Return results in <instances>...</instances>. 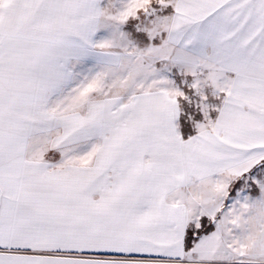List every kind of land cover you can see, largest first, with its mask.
Returning <instances> with one entry per match:
<instances>
[{
	"label": "snow or ice",
	"instance_id": "6c2138e0",
	"mask_svg": "<svg viewBox=\"0 0 264 264\" xmlns=\"http://www.w3.org/2000/svg\"><path fill=\"white\" fill-rule=\"evenodd\" d=\"M0 264H264V0H0Z\"/></svg>",
	"mask_w": 264,
	"mask_h": 264
}]
</instances>
